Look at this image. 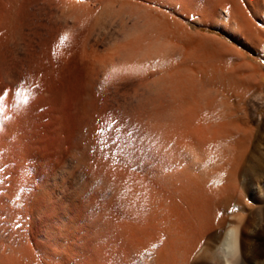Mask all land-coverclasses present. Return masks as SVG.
I'll use <instances>...</instances> for the list:
<instances>
[{"label":"rangeland","instance_id":"obj_1","mask_svg":"<svg viewBox=\"0 0 264 264\" xmlns=\"http://www.w3.org/2000/svg\"><path fill=\"white\" fill-rule=\"evenodd\" d=\"M128 1H130V3ZM164 1L165 0H31V3L29 2L30 6H28V16L22 21L21 25L18 23L20 27H18L19 25L17 26L19 28L17 29V32L15 31L9 34L7 38V45L5 47L6 56L8 59L5 70L1 69L0 64V131L2 132L3 130L1 129L7 128L10 123L12 124L13 132L9 133L10 135L6 134V136L1 137L0 161L4 167V177L9 180V182H11V185H16L15 187L13 186L12 192L13 196L19 201L18 210L24 208V202L26 201L25 198L28 199V205H30L28 207L29 211H27L30 213L28 217L31 216V218L27 217L28 212H25V209L24 213L26 215L22 213L23 210H19L21 211V218L17 219H20L21 221L12 219L13 221H7V227L0 226L3 227V230L0 228V238H2L6 244V251L8 255L12 254L16 256L19 254V256H25L20 257L24 258V261H26H22L23 264H91L92 261L90 262L89 260L92 258L95 260V257H91L93 256V251L90 252L92 254L88 252V249L86 248L87 243H85V240H83L81 237L83 235L86 236V233H89L90 235L92 246H96V249H100L97 250L100 253L101 259H98L97 261H100L103 264H126L127 262V264H156V258L158 254L155 250L158 251L159 247L161 248L164 245L163 243L170 238L171 231L173 232V234H171L173 235L172 237H175V239H173L172 245L174 246L172 248L175 250L176 264H188L189 262V264H208L209 262V264H215L212 262L213 259H211L210 254L206 252V248L208 246H214L217 244V242L212 241L208 234H203L200 237L197 243L198 247L196 246L197 248H195L192 252L193 255L191 254L189 257V259H191H188L186 262H184L186 260L184 257L187 253L186 250H184V247H186L188 250L191 243H193L200 234V230L202 228L200 226L203 224L205 226L211 219L214 225V229L212 230L222 234L229 224L234 221V215L232 214H234V212L239 213L240 211L238 209L239 206L237 203L245 207L244 204L246 201L248 202V205L245 209L246 219H249V221L251 219V228L249 227L248 229V235H250L249 237H251L252 243L259 247V255L261 254L260 256L256 255L259 257H255L256 260H254L253 264H264V22L259 19V13L262 15L264 12V4H261L259 13L257 14L250 0H244V4L243 0H224V2L226 1V4L227 2L229 3V1L234 3L231 5L233 6V10H235V8L239 5L240 1L241 3L239 6L242 7L240 8L243 10L242 13H247V15L248 13L252 14L251 17L246 15V18L249 21L251 20L250 22L252 24V29L250 32L251 37L249 35L248 37L243 35L246 37L245 39L239 33L226 29L225 24L228 23L229 20L227 21L228 17L224 16L226 14L225 11L223 10V13L221 10L222 8L219 7L218 0H188L186 5L180 3L184 6L183 10L185 12L179 11L181 9L180 4L177 5L178 7L176 8H180L177 10L175 9V5L172 1L168 2L170 1L168 0V3L166 1L165 3ZM206 1L209 2V4ZM220 1L222 2V0ZM66 2H76L77 4L79 3L78 5H81V7L77 8L76 6L74 8L76 3H70L71 5H74L73 7L69 3L68 6H65V4L67 5ZM193 2L195 3L194 5L192 4ZM200 4H203L204 7H202ZM246 4L247 6L245 7L247 8V11L244 10L245 7L243 8L242 6ZM208 5L210 7H206ZM213 5H218L220 8H218L219 13L212 18H203L202 9L205 8V11H209ZM198 6V9L200 10L197 9ZM189 10H193L192 12L194 13H191V11L189 12ZM195 10H197L199 14ZM151 16L155 18L153 19ZM151 18L154 20V23L152 22L153 20ZM165 21L168 23L166 24ZM259 23L263 25H260ZM152 25L155 27H157L156 25H158V27L160 26L159 30ZM213 26L220 27L227 31L223 32L217 30L213 28ZM253 29L254 32H252ZM169 33L172 34L170 35ZM139 37H141L143 42H141V45H138L136 48V41H138L137 39ZM152 40H154L153 43ZM166 40L168 41L166 42ZM157 43H159L158 46ZM58 45H60V48L63 47V49L66 47L64 50L67 51V54L69 53L68 59L70 58L71 62L69 61L70 63L68 64L64 75L56 78L58 81L56 79L47 80L46 78L47 81L44 83L45 80H43V77L40 76V72L37 73L39 70L36 62L38 58L42 57L40 55L47 54L48 52H51L48 54H55V56H58L60 54L59 51L63 50H58ZM152 45L153 47L156 46L155 48L157 49L155 50ZM222 46L228 51L224 52ZM134 47L136 49L133 50ZM145 48H147L148 51ZM233 48L234 50H232ZM53 49H55L56 52H53ZM232 52H235L236 55H239L240 57H237ZM84 53H86V55ZM82 54L84 56H82ZM91 59L93 60L92 62H90ZM236 61L245 62L247 64V68H245L244 71L238 70L236 68L238 62L236 63ZM93 62L94 64L92 65ZM84 64L87 66H83ZM89 67H92L97 74L96 77L98 78L95 81L94 89L98 93L99 104L105 110L107 115H105V118L103 119V122L99 124V127L97 126L98 128L96 126H87L84 130L85 136L88 138L86 142L89 143L87 145L84 143L85 146L82 143L81 146L84 148H86V146H90V154H88L86 150H84L83 153L79 151L80 149L77 148L78 142H76L73 135L69 133V123L67 120L69 105L71 101H73V98L75 99L78 95L77 93H79L82 86L81 83L85 84V69H89ZM234 70L236 72H233ZM152 72L156 74L152 76ZM247 73L250 74L251 77ZM168 75H171L173 78ZM247 75L250 77V79ZM146 76L151 77V80H144V78L146 79ZM170 87H174L175 89H173L175 91L176 89L177 91L180 90L179 93L177 91L174 93V91L171 90L172 88L169 89ZM203 88L205 90H203ZM40 91L43 92L41 93ZM198 93H203L202 95L200 94L203 96V102H201L202 104L200 103L202 98ZM175 94L177 98L174 97ZM68 95L70 96L68 97ZM209 96L211 97L209 98ZM171 97L172 100H174L173 102ZM198 97L201 99L198 101V104L201 106L199 110H202L200 112L198 110L197 112L198 118H196V121H199L198 124H202L204 127H211L213 129L221 128V130H223L222 133L217 135V138L215 137L218 142L215 140V138L213 140L220 145H214L215 149H212L213 152H211V150L210 153L207 151V153H209L207 154L209 156L207 160L205 157L206 152L202 151L204 154L203 155L201 154V150H209L213 147V144L216 143L211 141L213 143L212 144L209 142L212 144V147L210 146L211 144L204 143V145L211 147L207 148V146H202L201 144H198L199 146L196 145V143H193V140V142L187 140L184 142V144L182 139L179 141L182 136L180 137L179 134L181 132V128L179 123H177L179 122L177 117H179V111L182 109V107L177 109L178 112L174 111V109H171V107L178 102L179 105L177 106H183L184 104L186 105L187 101L197 102L196 100H198ZM212 100L213 102L217 100L214 102L215 105H218H216L217 107L213 104V102H211ZM205 103L206 105H203ZM169 104L174 105L169 106ZM166 106H169L170 108L168 109ZM213 106L214 108H212ZM221 108L224 110L222 111ZM214 112H216V114ZM221 112H224V114ZM231 112L233 114H231ZM112 113H114L116 116H119L118 119L120 122L117 121L116 123H113L107 121L106 117ZM212 113L216 116L214 117ZM175 115H177V117H175L176 119L174 118ZM93 122L94 125L97 124L96 120H93ZM175 123L176 125H174ZM208 123L211 124L209 125ZM169 124H172V127H170ZM223 124L224 127H220V125ZM168 126L169 129L173 128L171 131H169L170 134L167 132V130H169ZM101 128L105 129L103 133H100L99 131ZM176 131H179V133L177 134ZM91 132L92 136L90 135ZM111 132L113 135H109ZM167 134H169V137ZM223 135L225 136L223 137ZM167 137L169 140H164L167 139ZM163 141L167 142L163 143ZM219 141L223 142V144H221ZM93 143L96 144L94 145ZM161 143V146L163 147L162 149L160 148ZM172 143H174V145H171ZM177 143L182 148V150L185 151L184 155L186 152L188 154H186V157L188 156V158H181L183 159L181 162H176V160L178 161L179 159L176 158V155H178L176 153L179 152L177 151ZM191 143H193V145L195 144L193 146L194 149H191ZM163 144H165V148ZM169 144L171 145V148L174 146V150L171 151L174 155H172L170 152L171 148ZM93 146L95 150L93 149ZM99 149H105V151L107 150L110 152H112L111 149H116L115 152L118 156L115 158L116 162H113L114 160H112L110 157L106 160L110 159L109 162L112 160V163L118 164H124L127 161L125 163L126 165H129V162L131 161L130 164L140 167L139 173L144 171L145 173L147 171L149 172L150 169L149 173L151 174L148 176L147 173L145 177H149L151 179L153 178L152 176L150 177V175H152L154 172L156 173L153 174V177L157 173L160 175L166 173L168 174V172H172V169H176L177 173L179 172L178 174L181 175L179 178H182L184 165L180 167L181 170L177 168L182 163L184 164V162H186L185 167L186 165L188 166L186 167L187 169L184 167L185 171L187 170L188 173H192L193 176L196 175V177H201V179H198L199 184L201 185H199L196 190L192 189L193 191L191 190L190 192L191 195L183 193L186 198L183 197L184 195L182 194V191L180 192V190L176 194L174 193L173 196H170L171 193L168 192L163 194L160 193L158 196L155 194L156 197H154L152 194H150L152 192L150 187L149 189L142 188L143 190L140 188L141 193L145 192L144 194L146 195H152H148L149 197L147 196L148 200L152 201V205H156L152 206L149 204L150 206H146L148 203L145 205L143 203L141 204V207H143L141 208V211H145V213L147 211V213H149L148 210H151L149 215L152 216H149L150 219L154 216H157V219L160 217L161 219L167 217L168 219L166 220V223H164L167 225L168 230L172 226V223L169 222V218L171 219L172 216L169 215L175 216L176 214V217L179 220V223H177L179 226L176 225L178 229L175 226V222L173 224L175 228H173V230H169L170 232H168L169 237L164 236L167 234L166 230H164L165 233L161 232L163 236L160 233L162 236V238L160 237L162 242H158V244L156 243V247L153 245L155 248L148 244L150 246L149 247L147 245L148 240H144L146 247L148 249L152 247V251L150 249L149 251L146 247H144V249L146 248L147 250H142L143 253L140 252L142 255L139 253V256H132V253L129 254L130 251L133 250L132 246L127 245V243L124 241L125 239L121 235L123 232L120 229L118 230V226H116L117 223L114 224L115 229L113 230V224H109V222H111L109 221L110 218L105 220L106 216H110L108 214L110 211L108 212L105 209L106 207L108 210H110V207L114 208L115 210H121L119 212L122 214H119V218L121 219H124L126 215L136 218V213L132 214L135 212L132 210L135 209L133 204H135V202L137 203L138 200V204L140 205L141 201L139 202L137 197H142L143 194L138 195L140 193L138 190V194H134V202L132 199L133 191L131 190L133 184L130 186V190L132 192L129 190L130 193L126 194L124 188L129 185V182L127 183L128 185L126 184V186H122L121 183V185L118 184L122 188L118 190L120 192H117L116 190L119 189L118 186L115 185L117 184V180L116 183L112 182V180L108 179L109 177L107 178V175L104 174H100V179L98 176V179L96 176L94 178V175L90 176V161H94L92 155L95 151H99ZM197 149L199 151H196ZM182 150L180 152L183 154ZM169 152L171 154L170 156H168ZM189 152L192 155H190ZM195 152L197 153L195 154ZM84 153H86V157ZM87 154L90 159L87 158ZM110 155L112 157L116 154H109V156ZM184 155L181 156L180 154L178 156L185 157ZM199 156L202 158L200 159ZM167 157L170 158L167 159ZM171 158L173 159V162H171ZM85 159L89 162L88 167ZM121 159L124 160L120 162ZM79 160L81 163H83L81 164ZM193 160H196L197 162ZM201 160H204L205 162ZM162 161H166L165 163L163 162L164 165L163 163L160 164ZM228 161L231 162L227 166ZM201 162L206 164L203 165L202 163V165H200ZM191 164L194 166H191ZM219 164L223 169L226 168V170L224 169V172L220 171L221 166ZM158 165H161L159 169H162V167H167L164 168L167 172L164 173L163 169L161 170L162 173L159 172L160 170L156 168L159 167ZM169 165H171L173 168L169 167ZM151 167L154 168L151 169ZM87 168H89V170H87ZM169 168H171L170 171L168 170ZM217 168L218 171H216ZM234 169L236 173L233 177L231 172ZM145 173L140 175L143 176ZM175 174L172 173V176H170L171 178L168 177L169 174L167 175V177L170 178L169 182H166L168 181L166 175H163L164 177L161 176L160 178L164 179L166 177L165 179L167 180H165V182L167 183L168 187H173V185L180 187L184 183V175L180 181L178 177H176L177 180L175 179ZM102 175L112 183L110 181L107 182L104 179L105 177L102 178ZM160 175H157V177ZM43 177H45V180ZM17 178L21 179V181L19 182V179L16 180ZM160 178L159 181L162 183L161 181L163 180H160ZM102 179L104 182L101 181ZM200 180H202L201 182L203 183L207 180L206 183H204V186L206 187H203V183H200ZM18 182L19 184H17ZM126 182L127 181L124 183ZM176 182L179 183L177 184ZM168 183H170V185H168ZM232 183L237 184L239 189L243 190V193H246L242 195L239 191H230L231 187H229V185ZM222 186L224 188L221 189ZM171 187H169V189H171ZM128 189L129 188L127 187L125 190L128 192ZM39 190L42 191L39 193ZM147 190L151 192L149 193ZM234 193L236 194L235 196ZM166 194H169L172 200H167L169 196ZM229 194L231 196L229 201L222 199H226V196H229ZM33 195L36 197L34 198ZM113 195H115V198ZM116 195L120 202L116 201ZM233 196L235 198H233ZM163 197H166L164 199L167 200L169 204L163 202ZM111 198L114 199L113 201L115 204ZM129 198L130 200L125 203L124 199L128 200ZM140 200L145 201V198H141ZM171 201L172 203H170ZM155 202L158 203L156 204ZM225 202L227 204H225ZM120 203H123L121 205L124 206H121ZM163 203L169 206L170 210L174 208L172 212L174 211L175 213L173 212L172 214V212L168 211L169 209L166 208L167 206H164V210L162 209V211L159 212V208L163 206ZM108 204L114 206H110ZM136 205L137 204H135V206ZM139 205L136 208H138ZM116 206L117 208H115ZM127 206L128 210H130L129 208L132 209L128 211L126 209ZM145 206L147 207L146 209ZM151 206L154 208L153 210L148 209ZM157 206L159 208H157ZM42 207L44 210H41ZM106 211L108 212L107 214ZM152 211L156 212H154L155 215ZM101 212H104V215H102ZM158 212L160 214L165 212V214H162V217V215H157ZM100 214L105 218H102ZM143 214L144 213H141V215ZM24 215L25 218L23 217ZM146 215L147 214L143 215L145 217L142 216L143 219L146 218V220L142 219L144 222L146 221L143 224L149 225L148 223L150 222V219H147L148 215L147 217ZM187 216L190 218V223L188 222L189 225H187L188 223L186 221V219L188 220ZM48 217L50 219H48ZM176 217H172V220H175L174 218ZM119 218L118 221L121 220ZM129 218L128 221L124 219L127 221V224H125L128 226ZM45 219L47 220L46 222ZM140 219L141 218L139 217L138 220ZM133 220H135L133 223L134 225L135 222H140L136 221L137 219H132L130 222ZM147 220L149 222H147ZM64 222L66 223L64 224ZM121 222L123 224L125 221L122 220ZM167 223H171V226H169ZM133 224H131L132 229L146 226L143 224L142 226L136 224L139 227H135L136 225L134 226ZM139 224H141V222ZM78 225L79 227H84L85 230L81 231L76 229L78 228ZM35 226L38 228V230ZM108 226L111 228V230L108 228ZM106 229L110 231H106ZM112 231L115 239L118 237L117 241H115L113 238ZM116 231L121 233L116 235ZM175 231L181 232L179 234L183 238H180L179 234L175 233ZM182 232H184V234ZM35 238L37 241H39L37 242ZM121 238L124 240L121 241ZM122 242H125V246L128 247L122 248ZM255 242H257V244ZM115 243L116 246L114 245ZM117 244L118 247H120L118 250L115 249V247L117 248ZM17 248L20 250V252ZM24 248H26V252ZM81 248L83 250H81ZM125 249L128 250L126 251ZM153 249L155 250L153 251ZM121 251L123 252L121 253ZM125 251L128 252L125 254L129 255L130 260H128L127 256L123 254ZM145 251L146 253H144ZM86 256L89 258L86 259ZM123 256H125V259H123ZM167 256L172 257L171 250ZM131 257L134 258H132L134 262L132 261ZM170 257L169 259L171 260ZM181 257H183V259ZM217 263L218 262L216 261V264Z\"/></svg>","mask_w":264,"mask_h":264},{"label":"bare ground","instance_id":"obj_2","mask_svg":"<svg viewBox=\"0 0 264 264\" xmlns=\"http://www.w3.org/2000/svg\"><path fill=\"white\" fill-rule=\"evenodd\" d=\"M31 0H0V64H1V69L2 70H5V68H6V62L8 61V59H7V56H6V51H5V47H6V45H7V38H8V36H9V34H11L12 32H17V29H19L18 27H20V25H21V23H22V21L28 16V13H29V10H28V6H30V4H29V2H30ZM61 1V0H60ZM86 1V0H85ZM166 2L168 1V0H165ZM164 1V2H165ZM173 2V4L175 5V9H177L176 7H178L177 5H179L180 3H183V5H186L187 3V1L188 0H170V1H168V2ZM193 1V0H192ZM195 1V0H194ZM210 1V0H209ZM212 1H214V0H212ZM219 1V2H218ZM217 2H218V4H219V7H221L222 9V12H223V10L225 11V15L224 16H227L228 17V19H227V21L229 20V22L228 23H226L225 24V26H226V29L228 30H233V31H235V32H237V33H239L242 37H244L245 39H246V37L245 36H247L248 37V35L250 36L251 34H250V32H251V27H252V24H251V20L249 21L247 18H246V15H247V13H242V11L243 10H241L240 8H242V7H240L239 5H240V1H239V7L237 6L236 8H235V10H233L232 9V7L233 6H231V5H233L234 3H232V2H230L229 1V3L227 2V4H226V1L224 2V0H222V2L220 1V0H218ZM251 1V3H252V5H253V7H254V10H255V12L258 14L259 13V9H260V7H261V4H264V0H250ZM72 2V1H71ZM70 2V3H71ZM125 2V1H124ZM129 3H130V1H128ZM165 2V3H166ZM167 2V3H168ZM199 2V1H198ZM207 2V1H206ZM224 2V3H223ZM233 2H235V1H233ZM244 0H243V4H244ZM247 2V1H246ZM31 3V2H30ZM63 3H64V1H63ZM67 3V2H66ZM69 3V2H68ZM67 3V5L65 4V6H68L69 4ZM74 3H76V2H74ZM74 3H71V4H74ZM119 3V2H118ZM197 3V2H196ZM208 4H209V2H207ZM210 3H212V2H210ZM230 3H232V4H230ZM236 3V2H235ZM248 3H249V1H248ZM29 4V5H28ZM70 4V5H71ZM79 4V3H78ZM77 3L75 4V6L74 5H71L72 7L74 6V8L77 6V8L79 7H81V5H78ZM193 5L195 4L194 2L192 3ZM181 5V4H180ZM183 5H181L180 7H181V9L179 10V9H177V10H179V11H181V12H185L183 9H184V6ZM201 5V4H200ZM205 5H206V3H205ZM83 6V5H82ZM183 6V7H182ZM202 7H204L203 6V4L201 5ZM243 6V8L245 7V6H247V4L246 5H242ZM90 7V6H89ZM187 7H188V5H187ZM191 7V6H190ZM201 7V8H202ZM206 7H210L209 5L208 6H206ZM218 5H213L211 8H210V10L209 11H205L204 9H202L203 11H202V15H203V18L205 17H207V18H212V17H214V16H216L219 12H218ZM231 7V8H230ZM137 8V7H136ZM194 8V7H193ZM199 8V6L197 7V9ZM185 9H186V6H185ZM220 9V8H219ZM247 8L245 7L244 8V10H246ZM249 9V8H248ZM194 10V9H193ZM193 10H189V12L191 11V13H194V12H192ZM198 10H200V9H198ZM207 10V9H206ZM195 11H197V10H195ZM247 11V10H246ZM145 12V11H144ZM188 12V11H187ZM188 12V13H189ZM200 12V11H199ZM221 12V14L223 15V13ZM249 12H251V11H249ZM139 13V12H138ZM197 13H198V11H197ZM252 13H253V11H252ZM184 14V13H183ZM196 14V13H195ZM199 14V13H198ZM220 14V15H221ZM186 15H187V13H186ZM201 15V16H202ZM251 15L252 14H249L248 13V15L247 16H250L251 17ZM142 16V15H141ZM156 16V15H155ZM136 17V16H135ZM152 17V16H151ZM221 17V16H220ZM153 19L155 18V17H152ZM151 18V19H152ZM158 18V17H157ZM152 19V20H153ZM159 19V18H158ZM225 19V20H226ZM259 19L261 20V21H263L264 22V12H263V14L261 15V13H259ZM167 20V19H166ZM219 20H222V19H219ZM222 21H224V20H222ZM255 21V20H254ZM153 23H154V20L152 21ZM160 22V21H159ZM20 25H19V24ZM165 23L167 24L168 22H166L165 21ZM223 23V22H222ZM97 24V23H96ZM140 24V23H139ZM159 24V23H158ZM171 24H172V22H171ZM254 24H255V22H254ZM260 24V23H259ZM19 25V26H18ZM260 25H263V24H260ZM18 26V27H17ZM153 26V25H152ZM157 27H155V26H153V27H155V28H158V30H159V27H158V25H156ZM166 27V26H165ZM259 27V26H258ZM262 27V26H261ZM263 27H264V25H263ZM171 28V27H170ZM213 28H215V29H217V30H220V31H223V32H225V31H227V30H223L222 28H220V27H217V26H213ZM143 29V28H142ZM166 29V28H165ZM259 29V28H258ZM167 30H168V28H167ZM161 32V31H160ZM166 32V31H165ZM252 32H254V29L252 30ZM143 33V32H142ZM168 33V32H167ZM163 34V33H162ZM170 34V33H169ZM172 34V33H171ZM170 34V35H171ZM161 35V34H160ZM169 35V36H170ZM229 35H231V34H229ZM243 35H245V36H243ZM163 36V35H162ZM164 36H165V34H164ZM231 36H234V35H231ZM251 37V36H250ZM140 38V39H139ZM137 40L138 41H136V48L138 47V45H141V42H143V40L141 39V37H139ZM151 38V37H150ZM165 38H167V37H165ZM169 38V37H168ZM148 40V39H147ZM254 40H256V39H254ZM158 41V40H157ZM165 41V40H164ZM168 40H166V42H167ZM220 41V40H219ZM154 42V40H152V43ZM159 42H160V40H159ZM174 42V41H173ZM223 42V41H222ZM133 43V42H132ZM132 43H131V45H132ZM162 43H164V42H162ZM221 43V42H220ZM146 44V43H145ZM158 44L159 43H157V46H158ZM161 44V43H160ZM167 44H169V43H167ZM166 44V45H167ZM224 44V43H223ZM222 45V44H221ZM225 45H227V44H225ZM60 45H58V50L60 49V50H62L63 49V47L62 48H60L59 47ZM146 46V45H145ZM167 46H169V45H167ZM133 47V46H132ZM152 47H153V45H152ZM156 46H154L153 48H155ZM160 47V46H159ZM226 47V46H225ZM66 47H64V49H65ZM135 47L133 48V50L134 49H136ZM222 48L224 49V47L222 46ZM45 49V48H44ZM63 49V50H64ZM130 49V48H129ZM145 49H147V48H145ZM152 49V48H151ZM157 48H155V50H156ZM221 49V48H220ZM228 49V48H227ZM59 51L60 52V54L58 55V56H55V54L53 55V54H48V53H51V52H48L47 50V54H44V55H40V56H42V57H40V58H38V60H37V62H36V65H37V67H38V72L37 73H39L40 74V76L41 77H43V80H45V82L44 83H46V81L48 80V79H56V78H58V77H61L62 75H64V72H66V69H67V67H68V64L71 62L70 61V58L68 59V54L66 53L67 51ZM96 50V49H95ZM160 50V49H159ZM232 50H234V48L232 49ZM43 51H45V50H43ZM50 51H51V49H50ZM55 51V49H53V52ZM104 51V50H103ZM147 51H148V49H147ZM190 51V50H189ZM224 52L225 51H228V50H226V49H224L223 50ZM52 52V53H53ZM56 52V51H55ZM91 52V51H90ZM92 52H94V51H92ZM150 52V51H149ZM152 52V51H151ZM218 52H219V50H218ZM229 52H230V50H229ZM88 53V52H87ZM190 53V52H189ZM228 53V52H227ZM226 53V54H227ZM232 53H234L235 55H236V53L235 52H232ZM57 54V53H56ZM85 55H86V53H84ZM136 54V53H135ZM134 54V55H135ZM238 54V53H237ZM219 55V54H218ZM223 55H224V53H223ZM227 55H229V54H227ZM226 55V56H227ZM234 55V56H235ZM82 56H84L83 54H82ZM81 56V57H82ZM222 56V55H221ZM237 56V55H236ZM87 57V56H86ZM98 57V56H97ZM228 57V56H227ZM231 57V56H230ZM237 57H240L239 55L237 56ZM89 58H91V57H89ZM235 58V57H234ZM7 59V60H6ZM97 59V58H96ZM228 59H230V58H228ZM243 59V58H242ZM87 60V59H86ZM85 60V61H86ZM90 60V59H89ZM232 60V59H231ZM237 60V59H236ZM241 60V59H240ZM70 61V62H69ZM93 60L91 59V61L90 62H92ZM164 61V60H163ZM239 61V60H238ZM238 61H236V63L238 62ZM234 62V61H233ZM82 63V62H81ZM113 63V62H112ZM111 63V64H112ZM235 63V64H236ZM86 64H88V63H86ZM86 64H84L83 66H87ZM94 64V62L92 63V65ZM105 64V63H104ZM250 64V63H249ZM8 66V65H7ZM103 66V65H102ZM249 66V65H248ZM9 67V66H8ZM73 67V66H72ZM98 67V66H97ZM104 67V66H103ZM102 67V68H103ZM182 67V66H181ZM34 68V67H33ZM92 68V67H91ZM90 67H89V69H85L86 70V79H85V84H83V83H81L82 84V86H81V89H80V91H79V93H77L76 95V98L74 99L73 98V101H71V103H70V105H69V110H68V112H67V120H68V123H69V133H71V135H73V137H74V140H76V142H78V147L77 148H79L80 150V152H84V150H86V152L88 153V154H90L89 153V147L90 146H86V148H84V147H82L81 146V144L83 143V145H84V143L87 145L88 143L86 142L87 141V139L88 138H86V136H85V132H84V130H85V128L87 127V126H98L99 127V124H101L102 122H103V119L105 118V115H106V113H105V110L102 108V106H100V104H99V97H98V93H97V91L94 89V84H95V81L97 80V78L98 77H96V73H95V70L92 68L91 69ZM105 68V67H104ZM103 68V69H104ZM236 68L238 69V70H241V71H244L245 70V68H247V64L245 63V62H238L237 63V66H236ZM236 68H235V70H236ZM69 69V68H68ZM102 69V70H103ZM111 69V68H110ZM117 69V68H116ZM29 70V69H28ZM115 70V69H114ZM231 70H233V69H231ZM233 71V72H236V71ZM250 70V69H249ZM172 72V71H171ZM33 73V72H32ZM170 73V72H169ZM239 73V72H238ZM242 73V72H241ZM5 74V73H4ZM4 74H2V75H4ZM151 74H153L152 76H154L155 74L152 72ZM176 74V73H175ZM246 74V73H245ZM244 74V75H245ZM248 74V73H247ZM251 74H252V72H251ZM76 75V74H75ZM78 75H79V73H78ZM148 75V74H147ZM172 75V74H171ZM171 75H168V76H171ZM237 75V74H236ZM248 75H250V74H248ZM247 75V76H248ZM255 75V74H254ZM145 76V75H144ZM253 76V75H252ZM32 77V76H31ZM71 77V76H70ZM79 77V76H78ZM77 77V78H78ZM249 77V76H248ZM250 77H251V75H250ZM250 77H249V79H250ZM33 78V77H32ZM45 78V79H44ZM46 78H47V80H46ZM111 78V77H110ZM151 77H149V76H146V79L144 78V80H148V79H150ZM153 78V77H152ZM170 78V77H169ZM168 78V79H169ZM171 78H173L172 76H171ZM247 78V77H246ZM253 78V77H252ZM11 79V78H10ZM107 79V78H106ZM57 80V79H56ZM73 80V79H72ZM151 80V79H150ZM174 80H175V78H174ZM173 80V81H174ZM58 81V80H57ZM56 81V82H57ZM168 81V80H167ZM12 82V81H11ZM14 82V81H13ZM171 82H172V80H171ZM175 82V81H174ZM180 82V81H179ZM184 82H185V80H184ZM43 83V84H44ZM79 83V82H78ZM169 83V82H168ZM52 84V83H51ZM178 84V83H177ZM183 84V83H182ZM77 85V84H76ZM44 86H45V84H44ZM47 86H48V84H47ZM54 86H55V84H54ZM61 86H62V84H61ZM75 86V85H74ZM78 86V85H77ZM189 86V85H188ZM179 87H181V86H179ZM186 87V86H185ZM172 88V89H171ZM174 87H170L169 89H171V90H173L174 91V93L177 91V89H176V91L173 89ZM190 88V87H189ZM201 88V87H200ZM77 89V88H76ZM192 89V88H191ZM42 90H43V88H42ZM189 90V89H188ZM203 90H205L204 88H203ZM52 91V90H51ZM63 91V90H62ZM170 91V90H169ZM179 91L180 90H178L177 92L179 93ZM41 92V91H40ZM43 92V91H42ZM41 92V93H42ZM197 92H199V91H197ZM201 92H202V90H201ZM66 93V92H65ZM172 93V92H171ZM204 93H205V91H204ZM173 94V93H172ZM171 94V95H172ZM199 94V93H198ZM201 95L203 94V93H200ZM199 94V95H200ZM66 95V94H65ZM72 95V94H71ZM178 95V94H177ZM198 95V96H199ZM200 95V96H201ZM70 95H68V97H69ZM199 96V97H200ZM205 96H207V95H205ZM172 97H173V95H172ZM172 97H171V100H172ZM174 97H176V94L174 95ZM196 97H197V94H196ZM198 97V100H196L197 102H188L187 101V104L185 105H183V106H177V105H179V102L176 104L175 103V105L174 104H169V106H171V105H174V106H172L171 107V109H174V111H177V109H180V107H182V109H180V111H179V117H177V115H175L174 116V118L175 117H177V120H179V122H177V123H179V126H180V128H181V132L179 133V131L177 132V134L179 133L180 134V140L179 141H181V139H182V141H183V144H184V142L185 141H187V140H189V141H191V142H193V143H196V145H198V144H201L202 146H207V148L209 147L208 145H204V143H209V142H215V141H213L214 140V138L216 137L217 138V135H219L220 133H222V131L223 130H221V128L219 129V128H211V127H204V126H202V124H198V122L196 121V118H198V116H197V112H198V110H199V108L201 107L199 104H198V101L199 100H201L200 98ZM211 96H209V98H210ZM214 97V96H213ZM216 97V96H215ZM177 98V97H176ZM179 98V97H178ZM201 98H202V101H200V103L201 102H203V96H201ZM181 99H182V96H181ZM184 99V98H183ZM190 99V98H189ZM212 99V98H211ZM217 99V98H216ZM60 100V99H59ZM68 100V99H67ZM66 100V101H67ZM207 100V99H206ZM210 100V99H209ZM174 100H172V102H173ZM193 101V100H192ZM217 101V100H216ZM216 101H214V102H216ZM57 102H59V101H57ZM182 102H183V100H182ZM208 102V101H207ZM211 102H213V100L211 101ZM214 102H213V104H214ZM202 104V103H201ZM219 104V103H218ZM224 104V103H223ZM222 104V105H223ZM104 105V104H103ZM106 105V104H105ZM203 105H206V103L205 104H203ZM202 105V106H203ZM215 105V104H214ZM217 105V104H216ZM215 105V106H216ZM221 105V106H222ZM169 106H166V107H168V109L170 108ZM218 106V105H217ZM216 106V107H217ZM227 107V106H226ZM226 107H225V109H226ZM108 108V107H107ZM205 108H206V106H205ZM210 108V107H209ZM212 108H214V106L212 107ZM67 109V108H66ZM218 109V108H217ZM167 110V109H166ZM204 110V109H203ZM206 110V109H205ZM212 110V109H211ZM221 110H222V108H221ZM224 110V109H223ZM222 110V111H223ZM67 111V110H66ZM170 111V110H169ZM173 111V110H172ZM173 111V112H174ZM200 111H202V110H199V112ZM215 111V110H214ZM220 111V110H219ZM114 112V111H113ZM171 112V111H170ZM178 112V111H177ZM176 112V113H177ZM209 112V111H208ZM217 112V111H216ZM216 112H214L215 114H216ZM221 113H223L224 114V112H221ZM203 114H204V111H203ZM215 114H213L212 113V115H214V117L216 116ZM220 114V113H219ZM231 114H233L232 112H231ZM210 115V114H209ZM228 115H229V111H228ZM107 116V115H106ZM197 116V117H196ZM199 116H201V115H199ZM205 116H207V115H205ZM204 116V118L206 119V117ZM118 117L119 116H116L114 113H112L111 115H108V117H106L107 118V121H109V122H113V123H116L117 121H119V119H118ZM212 117V116H211ZM140 118H142V117H140ZM174 118H173V120H174ZM179 118V119H178ZM204 118H202V119H204ZM129 119V118H128ZM131 119V118H130ZM133 119V118H132ZM176 119V118H175ZM204 119V120H205ZM93 120H96L97 121V124H93L94 122H93ZM106 120V119H105ZM167 120V119H166ZM134 121V120H133ZM136 121H138V120H136ZM175 121V120H174ZM120 122V121H119ZM142 122V121H141ZM211 122V121H210ZM121 123H123V122H121ZM134 123V122H133ZM173 123V122H172ZM112 124V123H111ZM145 124V123H144ZM209 124V123H208ZM211 124V123H210ZM209 124V125H210ZM113 125V124H112ZM125 125V124H124ZM141 125H142V123H141ZM172 124H169V126L170 127H172L171 126ZM174 125H176V123L174 124ZM174 125H173V127H174ZM204 125V124H203ZM208 125V126H209ZM101 126V125H100ZM144 126V125H143ZM154 126V125H153ZM169 126H168V129H169ZM205 126H207V125H205ZM224 127V124L223 125H220V127ZM88 127V128H89ZM97 127V128H98ZM114 127V126H113ZM134 127V126H133ZM145 127V126H144ZM178 127V126H177ZM227 127V126H226ZM2 128V127H1ZM91 128H94V127H91ZM127 128V127H126ZM179 128V127H178ZM108 129V128H107ZM121 129V128H120ZM144 129H146V128H144ZM173 129V128H172ZM172 129H169V130H167V132H169V131H171ZM176 129V128H175ZM1 130H3L2 132L0 131V140H1V137H4V136H6V134H9V133H11V132H13V128H12V124H10L9 123V125H8V127L7 128H3V129H1ZM4 130H6V131H4ZM93 130V129H92ZM96 130V129H95ZM111 130V129H110ZM179 130V129H178ZM129 131V130H128ZM90 132V131H89ZM109 132V131H108ZM113 132V131H112ZM110 133L109 135H113V133ZM154 132V131H153ZM172 133H173V131H172ZM90 134V133H89ZM95 134V133H94ZM169 134H170V132H169ZM169 134H167L168 135V137H169ZM10 135V134H9ZM91 136H92V132H91V134H90ZM123 135V134H122ZM135 135V134H134ZM175 135V134H174ZM228 135V134H227ZM130 136V135H129ZM221 136H222V134H221ZM225 135H223V137H224ZM87 137H88V135H87ZM168 137H167V139H164V138H166V137H164L163 139L164 140H169L168 139ZM69 138V137H68ZM95 138H96V136H95ZM117 138V137H116ZM177 138H178V135H177ZM216 138H215V140H216ZM171 139V138H170ZM174 139V138H173ZM191 139V140H190ZM5 140H6V138H5ZM70 140V139H69ZM89 140H92V139H89ZM113 140V139H112ZM175 140V139H174ZM193 140V141H192ZM225 140H226V138H225ZM172 141V140H171ZM217 141V140H216ZM164 142H167V141H163V143ZM173 142V141H172ZM211 142V143H212ZM218 142V141H217ZM220 142V141H219ZM92 143V142H91ZM171 143V142H170ZM174 143H175V141H174ZM174 143H172L171 145H174ZM193 143H191L190 145L192 146V148L191 149H194L193 148V146L195 145H193ZM211 143H209V144H211ZM216 143V142H215ZM221 144H223V142H220ZM94 144V143H93ZM93 144H91V145H93ZM96 144V143H95ZM94 144V145H95ZM119 144V143H118ZM117 144V145H118ZM168 144V143H167ZM213 144V143H212ZM212 144L210 145L211 147H212ZM217 144H219V143H216V144H213V147L211 148V147H209V148H211V149H207L206 151H204V150H201V154H203L202 153V151L203 152H206L205 153V157H206V160H207V158L209 157L207 154H209L210 153V150H211V152H213L212 151V149H215L214 147V145H216L217 146ZM18 145V144H17ZM74 145V144H73ZM77 145V144H76ZM162 145V143L160 144V146ZM165 144H163V146H164ZM170 145V144H169ZM171 145H170V148H171ZM177 145H178V143H177ZM220 145V144H219ZM20 146V145H19ZM85 146V145H84ZM159 146V147H160ZM185 146V145H184ZM199 146V145H198ZM18 147V146H17ZM76 147V146H75ZM74 147V148H75ZM99 147V146H98ZM142 147V146H141ZM167 147V146H166ZM180 146L178 145V149H177V151H179V152H177L176 154H178V155H180L181 154V156L182 155H184V152L185 151H183L182 150V148L180 147ZM183 147V146H182ZM186 147V146H185ZM184 147V148H185ZM197 147V146H196ZM144 148V147H143ZM161 149L163 148L162 146L160 147ZM164 148H165V146H164ZM169 148V149H170ZM174 146L171 148V150H170V152L171 151H173L174 149ZM189 148H190V146H189ZM189 148H187V149H189ZM201 148V147H200ZM203 148V147H202ZM216 148H218V147H216ZM76 149V148H75ZM91 149H92V147H91ZM93 149L95 150V148H94V146H93ZM92 149V150H93ZM101 149V148H100ZM99 149V151H95L94 152V154L92 155L93 156V160L94 161H90L91 162V165L89 166V167H91V169H90V176L92 175H94V178H95V176L97 177H99V179L101 178V175L100 174H104V175H107V178L108 179H111L112 180V182H115L116 183V180H117V184H115L116 186H118V188L119 189H115L117 192H120V191H118V190H120V188H122V187H120L119 185H121L122 184V186H126V184L129 182V185L127 186L129 189H128V192L125 190V189H127V187L126 188H124V191L126 192V194H128V193H130L129 192V190H130V186H131V184H133L132 186V188H131V190L133 191V201L135 200V196H134V194L135 193H137L138 194V192L140 191V193L138 194V195H140V194H143L142 195V197H137V199H139V202L141 201V203H140V205L138 204V200H137V203L135 202V204H137L136 206H135V204H133L134 205V207H135V209H132V208H129L130 210L132 209L133 211H135L134 213H132V214H135V217L136 218H134V217H131V216H128V215H126V217H124V219H126L127 221H128V218H129V226L128 225H126L127 223V221L126 220H124V219H121V218H119L120 217V215L119 214H121V213H119L120 211L117 209V210H115L114 208H111L110 206H114V205H110V204H108V205H110L108 208L110 209V210H108L107 209V207L105 208L108 212L110 211V213H108L107 211H106V214L108 213L110 216H106V218L105 217H102L101 216V214H100V216L102 217V218H105V220L107 219V218H110V220L109 221H111V222H109V224L110 225H112L113 224V226H114V224H116V226H118L117 228H118V230L120 229L123 233H121V235L124 237V239L123 238H121V241L122 240H124L126 243H127V245H131L132 246V251H130V253L129 254H131L132 256H134V257H136V255H138L139 256V253L140 252H142L143 253V251L147 248L146 247V243H145V241L144 240H148V242H147V245L149 244L150 246H152L153 248H155L156 247V243L158 244V242L159 243H161L162 242V240L160 239V237L162 238V233L161 232H163V233H165V231L164 230H166V233L167 234H165L164 236H168L169 237V234H168V232H170L169 230H173V228H175V226L177 225V223H179L178 221V218L176 217V214H175V216H173V215H169V216H172V217H176V218H174L175 220H172L173 218L171 217V219L169 218V222H171L172 223V226H171V223L169 224V223H167L169 226H171L170 228H169V230H168V228H167V225L165 224L166 223V220L168 219L167 217H164V218H162L161 219V217L159 218V219H157L155 216L154 217H152L151 219L149 218V214H150V212H151V210H148V212L149 213H147V211H146V213H145V211H141V208H143V207H141V204L143 203L144 205L146 204V203H148V204H146V206H148L149 204H151L152 205V201L151 200H148V197L149 196H154V197H156V196H158V194H160V193H171L170 194V196H173L174 195V193L176 194L177 192H179V190H180V192L182 191V194L183 193H185V194H190V192H191V190L193 189V190H196L197 188H198V186L199 185H201V184H199V180L198 179H201V177L199 178V176L198 177H196V175L195 176H193V174L192 173H188L187 172V170L185 171V169H184V167H185V164H186V162H184V164L182 163L181 165H179L178 166V168L177 169H180L181 170V168L180 167H182V165H184L183 166V170H184V172H183V175H184V183H183V185H181L180 187H177V186H175V185H173V187H171V186H169V187H171V189H169V187L167 186V183L166 182H169V179L171 178L170 176H172L171 174L173 173V174H175L174 175V177H175V179L177 180V178L176 177H178V179L180 180V179H182L183 178V175H182V178H179V176H181L180 174H178L177 173V170L176 169H174V170H176L175 172H173L174 170L172 169V172H168V174H169V176L168 177H170V178H168L167 177V171H165V169L164 168H167V167H162V169L164 170V173H166V174H162V175H160L159 173H157L154 177H153V174H155L156 172H152L153 174L152 175H150V177L152 176V178L153 179H151V178H149V177H145L146 176V174L148 173V176H149V174H151V173H149L150 172V169L149 168H146V169H149V172L147 171L146 173H145V171L144 172H142V173H145L143 176L142 175H140V174H142L141 172L139 173V170H140V167H137V166H135V165H132V164H130V162H129V165L127 164H125L124 163V161H123V163L125 164H122V163H119L121 166L122 165H124V166H120L118 163H112V160H114L113 162H116V159L115 158H117L118 156H117V153L115 152V150H112L111 149V151L112 152H110V151H105V149L104 150H100ZM139 149V148H138ZM146 149V148H145ZM167 149V148H166ZM204 149V148H203ZM221 149V148H220ZM91 150V151H92ZM96 150H97V147H96ZM183 151V154L180 152V151ZM76 151V150H75ZM90 151V152H91ZM146 151V150H145ZM164 151V150H163ZM195 151V150H194ZM196 151H199L198 149L196 150ZM207 151H209V153H207ZM223 151V150H222ZM170 152H169V155L168 156H170L171 154H170ZM192 152V151H191ZM217 152V151H216ZM79 153V152H78ZM92 153V152H91ZM172 153V152H171ZM180 153V154H179ZM197 152H195V154H196ZM199 153V152H198ZM219 153H220V151H219ZM19 154V153H18ZM86 153H84V155H85ZM88 154H87V156H88ZM109 154H112V155H114V154H116V155H114V156H112L111 157V155L109 156ZM122 154V153H121ZM138 154V153H137ZM167 154V153H166ZM186 154H187V152H186ZM186 154L184 155L185 157H181V156H178V155H176V158L178 159V161L176 160V162H181V160H183V159H181V158H188V156L186 157ZM189 154L190 155H192L190 152H189ZM194 154V155H195ZM215 154H217V153H215ZM226 154V153H225ZM120 155V154H119ZM172 155H174L173 153H172ZM188 155V154H187ZM189 155V156H190ZM204 155V154H203ZM79 156V155H78ZM91 156V157H92ZM116 156V157H115ZM195 156H197V155H195ZM202 156V155H201ZM201 156H199L200 157V159L203 157H201ZM224 156V155H223ZM85 157H86V155H85ZM111 158L112 160H111V162H109V160L110 159H108V160H106L107 158ZM120 158H122L121 156H119ZM142 157V156H141ZM204 157V158H205ZM216 157V156H215ZM220 157H222V156H220ZM88 159H90L89 158V156L87 157ZM124 158V157H123ZM139 158V157H138ZM146 158V157H145ZM170 158V157H169ZM168 157H167V159H169ZM203 158V159H204ZM236 158V157H235ZM79 159V158H78ZM119 159V158H118ZM166 159V158H165ZM164 159V160H165ZM196 159V158H195ZM200 159H199V161H200ZM216 159V158H215ZM82 160H83V158H82ZM92 160V159H91ZM122 160H124V159H121L120 160V162H122ZM170 160H172L171 162H173V159L171 158ZM169 160V161H170ZM197 160H198V157H197ZM205 160V159H204ZM204 160H201V161H204ZM220 160V159H219ZM24 161H25V159H24ZM42 161V160H41ZM48 161V160H47ZM51 161V160H50ZM85 161L87 162H85L86 164H87V167H88V161L85 159ZM193 161H196V160H193ZM198 161V162H199ZM221 161V160H220ZM79 162L81 163V161L79 160ZM92 162H93V164H92ZM140 162V161H139ZM151 162V161H150ZM165 163L166 161H162L160 164H162V163ZM171 162H169V163H171ZM176 162H175V164H176ZM197 162V161H196ZM205 162V161H204ZM231 162V161H230ZM229 161H228V164H227V166L229 165V163H230ZM83 163V162H82ZM81 163V164H82ZM137 163V162H136ZM164 163H163V165H164ZM195 163V162H194ZM202 163L203 162H201V164L200 165H202ZM217 163H220V162H217ZM227 163V162H226ZM6 164V163H5ZM142 164V163H141ZM158 164V163H157ZM157 164H156V166H157ZM174 164V165H175ZM204 164H206V163H203V165ZM20 165V164H19ZM146 165H147V163H146ZM162 165V166H163ZM173 165V166H174ZM193 164H191V166H192ZM220 165V164H219ZM38 166V165H37ZM159 167H156V168H158V170H160L159 172H161V170L162 169H159L160 167H161V165H158ZM175 166H177V165H175ZM190 166V165H189ZM194 166V165H193ZM221 166V165H220ZM225 166V165H224ZM17 167H18V165H17ZM124 167V168H123ZM155 167V166H154ZM154 167H151V169L152 168H154ZM169 167H171V168H173L171 165H169ZM186 167H188L187 165H186ZM185 167V168H186ZM215 167V166H214ZM142 168V167H141ZM171 168H169L168 170L170 171V169ZM175 168V167H174ZM190 168V167H189ZM192 168V167H191ZM220 168V167H219ZM187 169V168H186ZM221 169H223L222 168V166H221V168H220V171H225L226 170V168H224L223 170H221ZM87 170H89V168H87ZM145 170V169H144ZM157 170V171H158ZM167 170V169H166ZM191 170V169H190ZM189 170V171H190ZM216 170V169H215ZM151 171H153V170H151ZM192 171V170H191ZM214 171V170H213ZM216 171H218V168H217V170ZM215 171V172H216ZM45 172V171H44ZM88 172V173H89ZM102 172V173H101ZM181 172V171H180ZM211 172V171H210ZM215 172H213V173H215ZM228 172V171H227ZM264 172V171H263ZM92 173V174H91ZM162 173V172H161ZM194 173V172H193ZM222 173V172H221ZM235 169L234 170H232V172H231V175L234 177L235 176ZM253 173V172H252ZM46 174V173H45ZM44 175V174H43ZM100 175V176H99ZM157 175H160V176H158L157 177ZM166 175V177H167V179H168V181H166L165 182V180H167V179H163V178H160L161 176L162 177H164V176ZM45 176H47V175H45ZM208 176H209V174H208ZM212 176V175H211ZM210 176V177H211ZM98 177H97V179H98ZM105 177V176H104ZM103 177V175H102V178H104ZM157 177V178H156ZM173 177V178H174ZM106 177L104 178L107 182L108 181H110V180H108ZM159 178H160V180L162 179L164 182H165V184H164V182L163 181H161L162 183H160V181H159ZM172 178V179H173ZM19 178H17L16 180H18ZM43 179L45 180V177H43ZM114 179V180H113ZM171 179V180H172ZM96 180V179H95ZM170 180V181H171ZM178 180V181H179ZM21 181V179H19V182ZM102 182H104L103 181V179L101 180ZM125 181H127L126 183H124ZM181 181V180H180ZM202 180H200V183H203V182H201ZM207 181V180H206ZM206 181L204 182V183H206ZM19 182L17 183V184H19ZM111 182V181H110ZM111 182V183H112ZM119 182V183H118ZM173 182V181H172ZM172 182H170V183H172ZM175 182V181H174ZM226 182V181H225ZM121 183V184H120ZM170 183H168V185H170ZM177 183V182H176ZM179 183V182H178ZM177 183V184H178ZM203 183V187H206V186H204L205 184ZM24 184V183H23ZM108 184V183H107ZM114 184V183H113ZM119 184V185H118ZM124 184V185H123ZM174 184V183H173ZM181 184H182V182H181ZM105 185V184H104ZM114 185V186H115ZM139 185V186H138ZM144 185V186H143ZM172 185V184H171ZM180 185V184H179ZM13 184L11 185V182H9V180H7L5 177H4V167H3V165L1 164V161H0V226H3V227H7V221L8 220H12V219H16L17 221L18 220H20V219H17V218H21L20 217V212L21 211H19V210H23V214H25L24 213V209H25V212L28 210V207H29V205H28V199H26L25 198V205H24V208H22V209H19L18 210V200L16 199V197H14L13 196V192H12V189H13ZM16 186V185H15ZM14 186V187H15ZM18 186V185H17ZM20 186V185H19ZM112 186V185H111ZM140 186H143V187H140ZM244 186V185H243ZM21 187V186H20ZM36 187V186H35ZM34 187V188H35ZM148 187V188H147ZM149 187H150V190L152 191H148L150 194H152V195H150V194H148V195H146V194H144L145 192L144 191H146V190H144V191H142V192H144V193H141V189L143 188H146V189H149ZM226 187V186H225ZM229 187H231L230 188V191H239L242 195H244V193H246V192H244L243 193V190H240L239 189V187H238V185L237 184H230L229 185ZM228 187V188H229ZM16 188H18V187H16ZM39 188H40V186H39ZM105 188H107V187H105ZM113 188V187H112ZM117 188V187H116ZM141 188V189H140ZM222 188H224L223 186L221 187V189ZM41 189V188H40ZM142 189V190H143ZM243 189V188H242ZM15 190V189H14ZM35 190V189H34ZM38 190V189H37ZM130 190V191H131ZM139 190V191H138ZM192 190V191H193ZM202 190V189H201ZM227 190V189H226ZM33 191V190H32ZM40 191H42V190H39V193H40ZM131 191V192H132ZM208 191V190H207ZM14 192H16V191H14ZM37 192V191H36ZM35 192V193H36ZM121 192H122V190H121ZM19 193V192H18ZM34 193V194H35ZM197 193V192H196ZM198 193H200V192H198ZM223 193V192H222ZM226 193V192H225ZM224 193V194H225ZM248 193V192H247ZM16 194V193H15ZM33 194V193H32ZM46 194V193H45ZM44 194V195H45ZM116 194V193H115ZM119 194V193H118ZM155 194H156V196H155ZM219 194V193H218ZM40 195V194H39ZM132 195V194H131ZM146 195V196H145ZM167 195V194H166ZM165 195V196H166ZM184 195V194H183ZM191 195V194H190ZM223 195V194H222ZM236 194L234 193V196H235ZM16 196V195H15ZM32 196V195H31ZM30 196V197H31ZM34 196V198L36 197L35 195H33ZM40 196H42V195H40ZM114 196V198H115V195H113ZM125 196V195H124ZM148 196V197H147ZM167 196H169V194L167 195ZM168 197V199L167 200H169V199H171V197ZM176 196V195H175ZM233 196V198H235ZM43 197V196H42ZM160 197V196H159ZM183 197H185L186 198V196L184 195ZM231 196H230V194H229V196L227 195L226 196V199H224V198H222L223 200H227V201H229V198H230ZM243 197V196H242ZM38 198V197H37ZM41 198V197H40ZM39 198V199H40ZM46 198V197H45ZM44 198V199H45ZM113 198V197H112ZM111 198V199H112ZM119 198V197H118ZM121 198H122V196H121ZM128 198V197H127ZM144 199L145 198V201L146 200H148V201H144V200H140V199ZM147 198V199H146ZM152 198V197H151ZM164 198H166V197H163V202H165V203H168V201L167 200H165ZM173 198V197H172ZM182 198V197H181ZM38 199V200H39ZM116 199H117V195H116ZM115 199V200H116ZM34 200V199H33ZM37 200V201H38ZM43 200V199H42ZM114 199H112V201H113ZM125 200H127V199H124V202L126 203V202H128L129 200H130V198L127 200V201H125ZM161 200H162V198H161ZM172 200V199H171ZM36 201V200H35ZM41 201V200H40ZM111 201V202H112ZM116 201H118V202H120V200H116ZM142 201H144V202H142ZM151 201V202H150ZM114 202V201H113ZM112 202V203H113ZM123 202V203H124ZM161 202V201H160ZM201 202V201H200ZM220 202H221V200H220ZM30 203V202H29ZM33 203V202H32ZM36 203V202H35ZM123 203H120V205L121 204H123ZM125 203H124V205H125ZM156 204L158 203V202H155ZM165 203H163V206H161L160 208L157 206V208H159V212H161L162 211V209L164 208V206L166 207L167 205H165ZM170 203H172V201L170 202ZM34 204V203H33ZM114 204H115V202H114ZM129 204V203H128ZM127 204V205H128ZM153 204H154V202H153ZM160 204V203H159ZM169 204V203H168ZM223 204H224V201H223ZM225 204H227L226 202H225ZM124 205H121V206H124ZM133 205H131V206H133ZM139 205V209L138 208H136L137 206ZM144 205H142V206H144ZM176 205V204H175ZM237 205L239 206V213H235L234 212V214H232V215H234L233 216V219H234V221H230L231 222V224H229V226L225 229V231L222 233V234H219V233H217V232H215L214 230H212V229H214V225H213V223H212V219L204 226V222L202 223L203 225L202 226H200V227H202L201 228V230H200V228H199V230H200V234L198 235V237H197V239L193 242V243H191V245H190V247L188 248V250H187V248L186 247H184V250H186V255H185V257L184 258H186V260L184 261V262H186V261H188V259H189V257H190V255L192 254V252L194 251V249L195 248H197L198 246H197V243H198V241H199V239H200V237L203 235V234H208V236L210 237V239L212 240V241H216L217 242V244H215L214 246L212 245L211 247H207L206 248V252L207 253H209L210 254V256H211V259H213L212 260V262L213 263H215L216 264V261L218 262L217 264H253L254 263V260H256V258L255 257H259L260 255H259V247L258 246H255V244H253L252 243V239H251V237H249L250 235H248V229H249V227H250V224H251V219H250V221H249V219L247 220L246 219V214H245V209H246V207H247V205H248V202L246 201L245 202V207L244 206H242V205H239L238 203H237ZM251 205V204H250ZM39 206H40V203H39ZM120 206V207H121ZM131 206H129V207H131ZM145 206V209L147 208ZM150 206V205H149ZM152 206H156V205H152ZM152 206L151 207H149L148 209H154V208H152ZM160 206V205H159ZM195 206V205H194ZM199 206V205H198ZM218 206V205H217ZM222 206V205H221ZM237 206V207H238ZM49 207V206H48ZM119 207V208H120ZM133 207V208H134ZM204 207V206H203ZM37 208V207H36ZM36 208H35V210H36ZM115 208H117V206L115 207ZM122 208V207H121ZM157 208H155V209H157ZM166 208H168L167 210L168 211H170V212H172V210L174 209V208H172V210H170V207L169 206H167ZM31 209V208H30ZM38 209H39V207H38ZM38 209H37V211H38ZM113 209V210H112ZM126 209L128 210V206L126 207ZM125 209V210H126ZM139 211H138V210ZM41 210H44V208L42 207V209ZM126 210V211H127ZM130 210H128V211H130ZM143 210V209H142ZM158 210V209H157ZM164 210V209H163ZM166 210V209H165ZM195 210V209H194ZM29 211V210H28ZM27 211V212H28ZM127 211V212H128ZM132 211V212H133ZM137 211V212H136ZM34 212V211H33ZM45 212V211H44ZM44 212H43V214H44ZM61 212V211H60ZM105 212V211H104ZM103 212V213H104ZM153 212V211H152ZM155 212V211H154ZM153 212V213H154ZM158 212V213H159ZM174 212V211H173ZM173 212H172V214H173ZM35 213H36V211H35ZM41 213V212H40ZM39 213V214H40ZM102 213V212H101ZM102 213V215H104ZM141 213H144L143 215H145V214H147L148 215V217H147V215H146V217H147V219H150L149 221L147 220V222H149L148 224L149 225H146V224H143V223H145L143 220H146V218L145 219H143V217H145V216H143V215H141ZM153 213H151V214H153ZM156 213V212H155ZM155 213H154V215H155ZM157 213V215H162V214H165V212H163L162 214H158ZM175 213V212H174ZM19 214V215H18ZM30 213L28 212L27 213V217H28V215H29ZM37 214V213H36ZM38 214V215H39ZM42 214V213H41ZM41 214H40V216H41ZM124 214H125V212H124ZM123 214V215H124ZM127 214V213H126ZM132 214H129V215H132ZM204 214V213H203ZM209 214V213H208ZM26 215V214H25ZM25 215L23 216L24 218H25ZM51 215V214H50ZM49 215V216H50ZM122 215V214H121ZM136 215H139V216H136ZM192 215H193V213H192ZM43 216H45V215H43ZM42 216V217H43ZM143 216V217H142ZM152 216V215H151ZM150 216V217H151ZM167 216H168V213H167ZM194 216V215H193ZM199 216V215H198ZM207 216H209V215H207ZM22 217V218H23ZM30 218H31V216H29ZM28 217V218H29ZM34 217V216H33ZM37 217V216H36ZM39 217V216H38ZM47 217V216H46ZM45 217V218H46ZM141 218L140 220H138V218ZM159 217V216H158ZM162 217H163V215H162ZM191 217V216H190ZM203 217V216H202ZM40 218V217H39ZM38 218V219H39ZM52 218V217H51ZM75 218V217H74ZM118 218L119 219H121V220H119L118 221ZM186 218V217H185ZM184 218V219H185ZM187 218H188V220L190 219L188 216H187ZM193 218V217H192ZM195 218H197V217H195ZM204 218V217H203ZM250 218V217H249ZM33 219V218H32ZM31 219V220H32ZM37 219V218H36ZM48 219H50L49 217H48ZM98 219V218H97ZM112 219V220H111ZM132 219H137L136 221H140L141 222V224H139V223H136L135 222V225L136 224H138L139 226H142V224L143 225H146L145 227H142V228H140L138 225H134L133 223H134V221L135 220H133V221H131L130 222V220H132ZM143 219V220H142ZM27 220V219H26ZM44 220V219H43ZM42 220V221H43ZM54 220V219H53ZM104 220V219H103ZM125 221V222H123V224H122V222L121 221ZM143 222H142V221ZM187 219H186V221H187V223L189 222L190 223V220L188 221ZM193 220H194V218H193ZM196 220H198V219H196ZM204 220V219H203ZM207 220V219H206ZM13 221V220H12ZM21 221V220H20ZM47 220L45 219V222H46ZM98 221V220H97ZM108 221V220H107ZM107 221H105V222H107ZM38 222V221H37ZM99 222H100V220H99ZM119 222H121V223H119ZM165 222V223H164ZM176 222V224H175V226L173 225L174 223ZM184 222V221H183ZM194 222V221H193ZM201 222H202V220H201ZM34 223V222H33ZM66 222H64V224H65ZM101 223V222H100ZM126 223V224H125ZM189 223L187 224V225H189ZM36 224V223H35ZM41 224V223H40ZM73 224V223H72ZM76 224H77V222H76ZM75 224V225H76ZM79 224V223H78ZM99 224V223H98ZM131 224H133L135 227H139V228H134V229H132L131 228ZM165 224V225H164ZM185 224V223H184ZM252 224H253V222H252ZM48 225V224H47ZM100 225V224H99ZM107 225V224H106ZM105 225V226H106ZM109 225V226H110ZM125 225V226H124ZM183 225V224H182ZM186 225V224H185ZM193 225H195V224H193ZM37 226V225H36ZM35 226V227H36ZM49 226V225H48ZM64 226V225H63ZM66 226V225H65ZM108 226V228L111 230V228ZM133 226V227H134ZM149 226V227H148ZM168 226V227H169ZM177 226H179V225H177ZM176 226V227H177ZM191 226V225H190ZM3 227H0L1 229L3 228ZM38 227H39V223H38ZM47 227V226H46ZM61 227V226H60ZM102 227H104V226H102ZM112 227V226H111ZM120 227V228H119ZM184 227V226H183ZM37 228V227H36ZM36 228H35V230H36ZM74 228H76V227H74ZM100 228V227H99ZM113 228V227H112ZM122 228V229H121ZM167 228V229H166ZM189 228V227H188ZM251 228V227H250ZM0 229V230H1ZM5 229V228H4ZM40 229V228H39ZM76 229H78V230H81V231H84L85 229H84V227H79V225H78V228H76ZM76 229H75V231H76ZM115 229V226H114V228H113V230ZM177 229H178V227H177ZM193 229V228H192ZM3 230V229H2ZM37 230H38V228H37ZM110 230H108V229H106V231H110ZM189 230V229H188ZM191 230V229H190ZM198 230V231H199ZM91 231V230H90ZM183 231V230H182ZM185 231V230H184ZM192 231V230H191ZM260 231V230H259ZM33 232V231H32ZM35 232V231H34ZM115 232V231H114ZM117 232V231H116ZM119 232V231H118ZM117 232V234L116 235H119L120 233H118ZM186 232V231H185ZM193 232V231H192ZM37 233V232H36ZM97 233V232H96ZM160 233H161V235H160ZM175 233H177V234H179V233H181V232H178V231H175ZM183 234H184V232H182ZM190 233V232H189ZM221 233V232H220ZM171 234H173V232L171 231ZM170 234V238L168 239V240H166V242H164L162 245V247L160 248L159 247V250L157 251V250H155V249H153V251L155 250L156 251V253L158 254V256H157V260H156V264H176V255H175V250H174V248H172L174 245H172L173 244V239H175V237L173 238L172 236L173 235H171ZM261 234V233H260ZM88 235V236H87ZM107 235V234H106ZM111 235V234H110ZM115 235V234H114ZM120 235V236H121ZM127 235H128V237H127ZM37 236V235H36ZM112 236H113V231H112ZM179 236H180V238H183L180 234H179ZM179 236H178V239H179ZM252 236V235H251ZM82 237V239L83 240H85V243H87L86 245L88 246H86V245H84V246H86V248L88 249V252L90 253L91 251H93V254L92 253H90V254H92L93 256H91V257H95V260L92 258L91 260H89L90 262H91V264L93 263V264H101L102 262H100V261H97L98 259L100 260L101 258V256H100V253H99V251L98 250H100V249H96V246H92V240H91V238H90V235H89V233H86V236L85 235H83V236H81ZM85 237V238H84ZM88 237V238H87ZM117 237V236H116ZM144 237H146V238H144ZM256 237V236H255ZM38 238V237H37ZM112 238V237H111ZM113 238L115 239V236H113ZM144 238V239H143ZM36 239V238H35ZM81 239V240H82ZM117 239H118V237H117ZM117 239H115V241H117ZM161 241H160V240ZM254 239V238H253ZM86 240H87V242H86ZM106 240V239H105ZM119 240H120V238H119ZM177 240V239H176ZM255 240H256V238H255ZM11 241V240H10ZM36 241H37V239H36ZM39 241V240H38ZM37 241V242H38ZM114 241V242H115ZM120 241V242H121ZM178 241V240H177ZM124 242V243H125ZM259 242V241H258ZM119 243V242H118ZM123 243V242H122ZM122 244L121 246H122V248L124 247H128V246H125L126 245V243L125 244ZM145 243V244H144ZM211 243V242H210ZM256 244H257V242H255ZM177 244V243H176ZM94 245V244H93ZM115 246H116V243L114 244ZM113 245V246H114ZM148 245V246H149ZM155 247H154V246ZM106 246V245H105ZM131 246H129V247H131ZM149 246V247H150ZM197 246V247H196ZM260 246V245H259ZM263 246V245H262ZM261 246V247H262ZM79 247V246H78ZM144 247H146L145 249H144ZM151 247V248H152ZM170 247H171V249H170ZM213 247V248H212ZM112 248V247H111ZM151 248H149L150 250H151ZM18 249V248H17ZM25 249V252H26V248H24ZM78 249V248H77ZM115 249L116 250H118V249H120V247H118V244H117V248L115 247ZM148 249V248H147ZM146 249V250H147ZM148 249V250H149ZM261 249V248H260ZM16 250V249H15ZM19 250V249H18ZM17 250V251H18ZM30 250V249H29ZM81 250H83L82 248H81ZM80 250V251H81ZM122 250V249H121ZM126 250V249H125ZM128 250V249H127ZM126 250V251H127ZM143 250V251H142ZM149 250V251H150ZM170 250H171V252H172V257H170V256H167L168 255V253L170 252ZM72 251V250H71ZM85 251V250H84ZM106 251H107V249H106ZM113 251V250H112ZM123 251H124V249H123ZM123 251H121V253L123 252ZM124 252L123 254H125V253H128V252ZM152 251V250H151ZM203 251V250H202ZM19 252H20V250H19ZM18 252V253H19ZM28 253H30L29 251H27ZM102 252V251H101ZM118 252V251H117ZM120 252V251H119ZM204 252V251H203ZM23 253V252H22ZM88 253V254H89ZM142 253H140V255H142ZM144 253H146V251L144 252ZM148 253V252H147ZM206 253V254H207ZM14 254V253H13ZM25 254V253H24ZM108 254V253H107ZM149 254V253H148ZM156 254V255H157ZM30 255V254H29ZM112 255V254H111ZM193 255V254H192ZM256 255H259V256H256ZM18 256H19V254H17L16 256H14V255H12V254H10V255H8L7 254V251H6V244H5V242H4V240L2 239V238H0V264H23L22 263V261H24V258H20V257H22V256H19V258H18ZM89 256V255H88ZM108 256V255H107ZM125 256H127V258H128V260H130V258H129V255L127 254H125ZM125 256H123V259H125L124 257ZM146 256V255H145ZM177 256H179V255H177ZM204 256H206V255H204ZM23 257H25V256H23ZM144 257V256H143ZM168 257V258H167ZM169 257L171 258V260L169 259ZM192 257V256H191ZM208 257V256H207ZM54 258V257H53ZM87 258H89V257H87L86 256V259ZM97 258V259H96ZM133 257H131V259H132ZM182 259H183V257H181ZM134 259V258H133ZM133 259H132V261H133ZM137 259V258H136ZM135 259V260H136ZM191 259V258H190ZM189 259V260H190ZM179 260V259H178ZM215 260V261H214ZM111 261V260H110ZM125 261V260H124ZM210 261V260H209ZM24 262H26V261H24ZM86 262V261H85ZM109 262V261H108ZM126 262V261H125ZM134 262V261H133ZM136 262V261H135ZM178 262V261H177ZM211 262V263H212ZM259 262V261H258ZM257 262V263H258ZM112 263V262H111ZM128 263V262H127ZM126 263V264H127ZM190 263V262H189ZM188 263V264H189ZM210 263V262H209ZM208 263V264H209ZM28 264V263H27ZM31 264V263H30ZM52 264V263H51ZM103 264V263H102ZM107 264V263H106ZM130 264V263H129Z\"/></svg>","mask_w":264,"mask_h":264},{"label":"snow or ice","instance_id":"obj_3","mask_svg":"<svg viewBox=\"0 0 264 264\" xmlns=\"http://www.w3.org/2000/svg\"><path fill=\"white\" fill-rule=\"evenodd\" d=\"M99 131H100V133H103L105 131V129L101 128Z\"/></svg>","mask_w":264,"mask_h":264}]
</instances>
